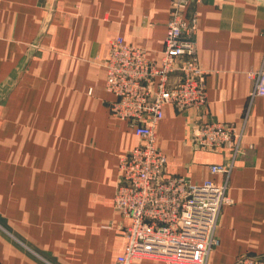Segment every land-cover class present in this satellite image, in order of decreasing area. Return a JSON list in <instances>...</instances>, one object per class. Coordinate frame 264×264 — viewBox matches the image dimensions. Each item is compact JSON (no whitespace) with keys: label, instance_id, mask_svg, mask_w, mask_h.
<instances>
[{"label":"crops","instance_id":"crops-1","mask_svg":"<svg viewBox=\"0 0 264 264\" xmlns=\"http://www.w3.org/2000/svg\"><path fill=\"white\" fill-rule=\"evenodd\" d=\"M170 0H0V264H116L131 221L113 205L119 158L138 142L113 117L104 89L108 42L120 36L159 65ZM206 104L163 109L156 146L166 176L191 183L224 177L228 151L199 149L195 122L233 125L240 152L228 176L219 246L210 264L264 257V0L191 6ZM132 264H164L139 259Z\"/></svg>","mask_w":264,"mask_h":264},{"label":"built area","instance_id":"built-area-1","mask_svg":"<svg viewBox=\"0 0 264 264\" xmlns=\"http://www.w3.org/2000/svg\"><path fill=\"white\" fill-rule=\"evenodd\" d=\"M203 0H170L166 35L159 65L144 49L128 45L122 37L108 42L104 89L113 95L110 114L133 130L137 144L119 158L114 209L131 221L125 229V249L116 264L139 259L164 264H210L219 246L218 217L231 204L228 176L240 152L241 134L233 125L195 122L189 131L192 145L203 150L228 151V164L211 165L224 180L191 183L166 176V157L156 146V129L163 109L183 113L206 104L205 72L198 64L194 35L196 17L191 6ZM250 98L264 96V70L251 73ZM234 264H264V257L243 255Z\"/></svg>","mask_w":264,"mask_h":264}]
</instances>
